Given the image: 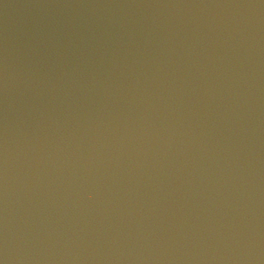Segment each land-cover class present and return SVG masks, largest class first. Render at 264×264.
Listing matches in <instances>:
<instances>
[{
  "label": "water",
  "instance_id": "1",
  "mask_svg": "<svg viewBox=\"0 0 264 264\" xmlns=\"http://www.w3.org/2000/svg\"><path fill=\"white\" fill-rule=\"evenodd\" d=\"M0 264H264V0H0Z\"/></svg>",
  "mask_w": 264,
  "mask_h": 264
}]
</instances>
